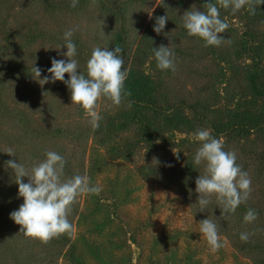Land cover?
I'll list each match as a JSON object with an SVG mask.
<instances>
[{"label": "trees", "instance_id": "1", "mask_svg": "<svg viewBox=\"0 0 264 264\" xmlns=\"http://www.w3.org/2000/svg\"><path fill=\"white\" fill-rule=\"evenodd\" d=\"M93 1L96 9L108 11L116 21L108 49H123V67L128 71L125 90L131 93L126 101L132 102L131 107L126 103L117 107L106 99L99 101L97 111L102 119L96 130L91 128L84 110L72 105L65 83L41 86L32 78L34 66L43 69V79L51 75L47 69L53 58L67 62V57L60 55L66 47L57 49L65 43V31L72 29L66 17L82 14ZM147 1L78 0L76 7H71L72 0H0V264H133L132 245L139 249L135 264H264V113L253 108L240 112L226 109V121L222 122L211 116L219 111L210 110L216 105L214 98L219 97L212 95L215 86L223 84L219 62L233 65L229 60L233 29L229 26L220 34L225 38L220 46L205 47L200 38L188 36L182 16L186 11H206L204 5L210 0H150L158 2L127 67V16L130 7ZM242 10L233 13L221 8L220 18L227 22L226 18H235ZM160 16L168 20L157 34L153 28ZM182 39V46H174ZM72 40L79 48L82 42L77 29ZM171 43L177 59L195 50L194 72L186 71L188 65L177 63L176 67L182 69L179 73L157 68L153 48ZM87 49V56H91L94 47ZM85 57L77 49L78 71L86 76L89 57ZM146 58L151 59L153 76L138 69ZM213 58L218 64H213ZM198 125L211 129L214 137L223 138L224 150L236 153L237 163L252 182L250 198L225 218H221L214 198L204 211L197 203L195 180L203 174V168L195 166L193 158L199 142L185 143L186 154L179 167L161 166L155 161L176 145L173 133L193 132ZM156 131L166 135L160 146L152 138ZM8 148L13 149L14 156L5 153ZM47 151L65 158L66 178L87 174L92 185L102 191L79 197L68 217L72 234L61 235L45 245L26 238L10 219L23 198L18 196L15 175L5 162L14 160L30 168L44 160ZM116 162L130 165L121 177L118 169L112 176L108 173V167ZM23 181L27 183L28 178ZM145 185L173 193L168 197L176 202L181 224L157 226L161 203L149 206L144 216L132 212L133 200L139 198ZM249 209L258 213L252 223L243 219ZM207 218L217 222L224 245L216 253L210 251L199 231V222ZM241 233L249 234L247 242L241 241Z\"/></svg>", "mask_w": 264, "mask_h": 264}, {"label": "clouds", "instance_id": "2", "mask_svg": "<svg viewBox=\"0 0 264 264\" xmlns=\"http://www.w3.org/2000/svg\"><path fill=\"white\" fill-rule=\"evenodd\" d=\"M77 3L78 0H72L71 7H76ZM257 5H264V0H216L215 3L210 0L204 5L206 11H186L182 16L183 27L188 36L203 40L205 47H218L225 39L220 34L229 28V24L220 18V9H231L236 13L247 7L249 13L254 15ZM167 20V16L157 17L153 30L160 34ZM73 35L74 30L65 31V43L57 48L66 47L67 51L60 55L66 56L67 62L53 58L51 67L47 69L51 75L44 76L43 79L40 78L43 69L34 66L32 78L41 86L56 81L65 83L71 92L72 105L84 110L88 123L96 130L102 119L97 111L98 102L102 99L117 107L125 103L127 107H131L132 102L126 101L131 93L125 90L128 71L123 67V49L119 46L113 50L95 47L87 61L85 76L78 71L79 64L75 59L77 47L72 40ZM152 51L158 69L175 72V53L172 49L161 45L154 47ZM65 74H68L67 80ZM190 138L200 144L193 158L194 165L203 168V174H199L195 180L200 211H204L214 198L221 209V218L235 213L250 198L252 192L248 173L237 163L236 153L225 151L223 138L214 137L211 129H197ZM5 153L14 156L11 148ZM45 157L44 160L33 163L30 168L14 160L6 161L5 167L12 169L18 185V196L23 198L18 210L10 213V219L20 226V232L26 238L47 245L61 235L72 234L73 225L68 217L78 198L98 195L102 189L92 185L87 174L66 178L64 169L67 161L57 152L47 151ZM24 177L28 178L27 183L23 181ZM257 216L254 209H249L243 219L246 223H252ZM199 224V231L210 251L216 253L224 246L220 240L217 222L207 218ZM240 239L247 242L249 234L241 233Z\"/></svg>", "mask_w": 264, "mask_h": 264}, {"label": "rangeland", "instance_id": "3", "mask_svg": "<svg viewBox=\"0 0 264 264\" xmlns=\"http://www.w3.org/2000/svg\"><path fill=\"white\" fill-rule=\"evenodd\" d=\"M158 1H156L157 3ZM115 3V0H112ZM156 3L148 0L147 4L143 5L137 3L130 7V11L127 16V24L129 25L130 35L126 41V57L125 64L130 66L133 53L138 45L139 37L145 33V26L150 19L151 13L156 7ZM96 2L93 1L87 6V10L82 14H74L66 17V22L73 30H78L81 34V44H79L78 50L84 52L86 57L88 55L87 48L91 46L100 48H109L111 41L114 38L116 32V21L112 19V14L107 12H100L95 7ZM141 6V7H139ZM64 15V14H63ZM62 15V16H63ZM229 26L233 29V34L230 37L229 47L232 54L229 60L232 61V66L219 62L222 70L223 84L215 86V94H218V98L215 99L216 105L212 106L210 110H218L219 113L212 118L226 121L224 110L234 109L236 112L243 111L245 108H253L257 112L264 113V5H257L255 14L252 15L247 10V7L243 9L240 14L232 19L226 18ZM184 39L175 42L174 46L184 44ZM170 49V45H166ZM189 56L186 54L181 55L179 59L175 60V65L181 64L183 66H189L188 72H194L197 62L195 60V50H190ZM85 57V58H86ZM214 59V58H213ZM206 64V63H205ZM213 64H218V61L213 60ZM133 65V63H132ZM207 67H211L210 62H207ZM138 69L150 76L154 75V67L151 65V59L146 58L141 60V64ZM182 69L177 68L175 72L166 70V73H179ZM226 82V83H225ZM198 129H207L201 125H198ZM193 132L181 131L173 133L175 141L174 148L169 154L162 153L159 157H156L157 164L164 166L177 167L182 165L184 160V149L186 148L187 141H193L190 137ZM153 141L157 146L162 145L166 135L160 131H156L152 135ZM111 156V155H110ZM141 162V161H140ZM114 163L109 166V174H112L118 169L119 176L123 175V169L129 168L130 165L123 162ZM173 196L171 191H165L162 188H155L150 185H145L139 192V198L134 199V205L132 206L133 213H141L143 216L146 214V210L154 203H161L163 205L161 215L157 220V226L162 228H169L173 225V222H178L180 217L178 216L177 208L174 206L176 202L171 200ZM132 250V262L136 263L139 249L135 246H131Z\"/></svg>", "mask_w": 264, "mask_h": 264}]
</instances>
